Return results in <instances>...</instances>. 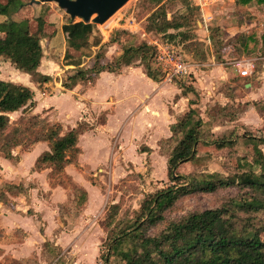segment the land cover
Masks as SVG:
<instances>
[{"label":"crops","instance_id":"crops-1","mask_svg":"<svg viewBox=\"0 0 264 264\" xmlns=\"http://www.w3.org/2000/svg\"><path fill=\"white\" fill-rule=\"evenodd\" d=\"M1 1L6 2V0ZM230 2L235 3L239 8L242 7L235 0ZM24 3L11 16L12 19H29L32 32L37 30L35 18L44 16L45 19V36L41 40L44 55L35 75L37 78L35 80L32 74L17 69L7 58V62L14 67V70H9L13 78L3 73L0 79L30 87L35 93L32 105H28L31 106L30 113L49 115L50 120L59 122L67 119L70 125L64 124L65 131L77 127L82 121L94 126L92 121L95 116L100 115V112L105 113L106 120L81 134L78 143L81 148L77 163L79 168L76 162L66 165L62 171L68 176L63 178L65 182H52L54 181L51 174L52 166L44 169L35 168L37 158L41 153L49 150L48 143L45 141H38L28 149L18 146L13 150V158H6L0 154V194L5 197L4 200L0 198V264H51L56 261L59 264H96L97 260L94 258L84 261L79 255L83 250L88 252L95 247L91 237L92 231L97 234L101 231L98 227L100 225L97 226L98 220L91 216L93 207L100 205L101 202L99 183L87 179L82 171L105 164L107 166L109 159L113 161L114 155H116V161L117 158L120 160L122 167L126 160L133 163L149 157L147 150L137 155L128 152L130 145H134L138 139L140 141L143 136H172L170 126L191 108L196 110V116L210 125L212 133H216L214 128L219 124L214 120L209 121L210 111L208 113L206 111L213 107L241 103L242 109L237 118L241 119L243 113L254 110L253 112L256 111L254 115L264 119V56L261 61V70L256 71L254 75L252 74L253 76L242 77L235 67L226 66V58L216 61L215 56H212V58L197 61L185 46H179L191 61L197 63L192 69V82L188 81L185 85L181 80L164 82L161 76L158 80H153L147 75L144 65L133 63L123 65L115 72L102 71L94 81H81L72 89H68L63 83V77L78 68H92L95 59L87 65L84 60L86 55H82L79 50L70 45L63 25L72 20L56 2H54L56 5L51 4L53 1L35 3L32 0H24ZM214 6L204 8L198 22L199 28L208 33L216 10ZM243 17L238 16L240 20ZM5 19V16L0 15V22ZM217 19L222 23L228 20L224 16H218ZM108 23L106 27L109 26ZM229 23V32L237 29L236 33L229 36L234 38L235 43L237 41L235 38L240 36L247 38L245 49L249 46L251 36L242 32L240 21L235 27L231 26L234 24L232 21ZM116 24H119V21ZM128 26L129 22L121 25L124 30ZM157 34L160 42L167 41L164 34ZM210 35L209 33V40ZM2 37H5V33L0 32V38ZM93 47L98 46L93 45ZM249 47L252 45L250 44ZM122 52L123 45L118 47L117 53L110 58L103 56L101 63L107 64ZM4 72L7 71L4 70ZM41 76H49L50 79L40 81ZM42 83L45 87L50 86L54 90H57L55 84L61 83L64 92L61 90L60 94L49 96L40 88L38 89L39 84ZM85 83L89 86H84ZM224 85H226V91L223 89ZM61 98L71 102V107L60 109L58 104ZM57 108L65 118L54 119L53 111ZM201 109L205 114L201 112ZM21 110L23 113V109ZM244 125L247 126V124ZM114 136L115 140L111 141ZM147 147L149 150L154 149L152 146ZM134 166L135 171L140 173L138 165ZM99 169L104 172V169ZM70 181L78 187L76 189L80 192L78 196L72 190ZM7 184L22 185L26 188V192L10 193L6 188ZM80 196L85 199V202L77 207V204L82 201ZM74 207L79 208L80 211L72 214ZM55 254L57 255L54 256ZM73 254L75 256L72 257ZM55 257L56 260L51 262V258Z\"/></svg>","mask_w":264,"mask_h":264},{"label":"trees","instance_id":"trees-1","mask_svg":"<svg viewBox=\"0 0 264 264\" xmlns=\"http://www.w3.org/2000/svg\"><path fill=\"white\" fill-rule=\"evenodd\" d=\"M149 1L153 11L148 28L164 34L166 40L177 47L185 46L195 60H206L205 44L196 38L190 28L200 10L199 6L184 0L186 12L178 18H170L163 0ZM235 1L238 5L253 1L264 5V0ZM24 4V0H0V15L6 17L0 22V32L5 33V37L0 38V57L10 59L17 69L34 76L44 55L41 40L45 36V19L44 16L35 18V32L30 29L29 19H12L11 16ZM63 30L70 45L82 55H87L86 52L95 45L91 42L97 30L95 23L69 21L63 25ZM122 32L129 33L124 29ZM215 35L212 33L210 38L215 40ZM235 39L236 43L234 38L227 41L243 52L247 38L240 36ZM156 53V47L146 41L138 44L129 41L123 45L122 54L107 64L101 63L103 52L97 53L93 67L75 69L65 79V87L72 89L81 81L95 80L102 71L115 72L123 65L133 63L144 65L147 75L158 80L162 72L156 66ZM49 79V76H41L40 81ZM34 96L30 87L0 79V154L13 158V150L18 146L45 141L49 150L37 158L35 168L52 166L53 171L62 172L66 165L77 162L81 153L79 138L88 127L80 124L65 131L60 123L49 124L46 117L24 112L18 123L10 128V114L21 109L25 111L29 104L32 105ZM232 105L218 106L215 112L209 113V121L224 115H229L232 120L237 119L238 112L231 109ZM196 115V110L191 108L170 126L172 136L168 139L176 144L168 155V175L179 186L148 193L140 210L133 211V216L126 214L119 218V203L109 207L104 219L107 253L102 256L106 264H264V218L254 224L252 216L238 215L240 211L264 212V151L261 148L264 136L248 132L238 135L235 128L221 136H213L210 125ZM239 136L251 150L246 149L243 155L235 152V164L227 167V174L205 170H196L187 175L178 172L182 163L200 166L198 164L203 161L197 152L200 143L235 151ZM232 186L239 189L238 196L231 198L233 206L229 204L193 211L177 219L166 217V211L186 195L211 193ZM6 188L10 193L26 192L22 185L7 184ZM0 198L4 200L5 197L0 194ZM162 222L165 223L164 227L151 231Z\"/></svg>","mask_w":264,"mask_h":264},{"label":"rangeland","instance_id":"rangeland-1","mask_svg":"<svg viewBox=\"0 0 264 264\" xmlns=\"http://www.w3.org/2000/svg\"><path fill=\"white\" fill-rule=\"evenodd\" d=\"M188 1L191 2V4L193 2L194 5H197L196 1L194 0H188ZM163 3L168 10V14L170 18L173 16L178 18L180 17L181 14L186 12L184 0H163ZM51 4L56 5V3L54 2ZM213 5H215L214 7L216 8V10L213 13L214 19L211 20L212 25L210 27L211 30H209V33L216 34L215 40L213 38L209 40L208 38L209 33L203 31L198 26V22L201 18V13H202L200 7H199L200 9L199 12L196 13V15L194 16V20L190 24L191 25L190 28L193 34H195L196 38H199L201 42H204L205 46L203 48L205 50V54L207 55V58L208 57L212 58V56H215L216 61L226 58V63H227L226 66L230 68L231 66H233V63L236 60H240L244 58H255L257 60H256V67L253 72L254 75L256 71L261 70L262 68L261 61H262V57L264 56V5L257 3L256 1H253L252 3L241 5L243 7V8L240 7L241 11L239 6L235 5V3L230 2V0H219L216 3L210 5V7ZM152 6L153 5L150 4L149 0H129L111 18H109L107 22H105L104 24H96L97 30L96 33L92 35L91 42H93V44H95V46L98 47H93L86 52L87 55L84 58L85 63H87V65L91 64V60H93L96 54L100 52H103L104 56H108L110 58L111 56L117 53L118 47H121V45H125L129 41L135 44L141 42L142 40L140 36L127 32H122L123 29L121 25H123V23L125 22H130L129 18L133 17L132 19L135 20L134 22L138 25V27L148 30L149 29L148 27L150 26L149 23L150 14L153 11ZM218 16H224L225 19H228L227 20L228 23L219 22V20L217 19ZM238 16H244V17L240 20ZM121 17H123V19H120ZM79 20L80 19L77 18L75 21H79ZM118 21L119 24H116V22ZM230 21L234 23L233 25H231L232 27L238 25L240 21L239 25L242 24L241 25L242 32H246L251 36V39H249L250 41L249 46L251 44L252 47L247 46L243 50V52H239L231 44L228 43L229 41L227 40H230L229 36L236 33L237 31V29H234L232 32H229ZM107 23L109 25L108 28L106 27ZM133 28H137V27L135 26ZM112 38H115L116 40H113ZM108 43L110 44L109 46L106 45ZM0 58H1L0 77H2L4 73L8 77L13 78V74H11L9 70H14V67L7 62L6 57H0ZM138 62L140 61L138 60ZM4 70L7 72H4ZM67 76L63 77V83L65 82ZM5 77L6 76H4V78ZM191 77L192 75L186 81V83H188V81L189 83L192 82ZM36 78L37 76L34 75L33 79L36 80ZM84 86H89V84L85 83ZM55 87H57V90H54L50 86L45 87V85L42 83L39 84L38 89L40 88L42 92H46L47 95L49 96H53L56 93L60 94L62 91L64 92V88L62 87L61 83H59L58 85L55 84ZM223 89L224 91H226V85L223 86ZM69 94L71 95V93ZM70 95L68 96V98L70 97ZM61 99H59V104H58V107H60V109H68L69 107H71V102H69L66 99L63 100ZM241 105H242L241 103L239 105L233 104L231 106V109H233L234 112L239 113V111H241L242 109ZM30 107L31 106H28V108L25 111H23V113H21L22 110H19L16 113L10 114V118H11L10 128H12L18 123L19 118L24 114V112L30 113L31 111ZM216 108L217 107H213V109L211 110L207 109L206 113H208V111L213 113L215 112ZM51 109H55V107H51ZM58 111H59L58 108L57 110L53 111V114H55L54 119L59 120L65 118L63 117V114H60ZM253 111L254 110H250L247 111L246 113H243L241 119L239 117L235 119L234 122H231L232 119L229 115L216 117L214 121H216L217 124L219 125L214 128V130H216V133H214L213 136L215 135L221 136L223 134L229 133L232 131L231 128H235L236 134L238 135L248 132L259 136H263L264 119L258 117L259 115L258 116L254 115L256 111L255 112ZM201 112L205 114L203 109H201ZM38 115L42 117H46L49 124L60 123L64 130H65L64 124H66L67 126L70 125V122H68L67 119H64L62 123L59 121L50 120L49 115H42L41 113H39ZM105 120H106L105 113L100 112V115L95 116L94 121H92V124H94V126L91 124H87L84 121H82V123L79 122L78 125L85 124L88 127L87 129L90 130L95 128L97 124L100 125L99 123ZM243 123L247 124V126H245ZM30 136H32L31 138H33V135ZM169 137L170 136H153V137L143 136V138L140 139V141L138 139V141L134 145L132 146L130 145L128 152L130 151L134 155L140 154L142 151L145 150L149 151L150 156L144 157L142 158V160L139 159L140 160L139 162L132 163L131 161L126 160L123 162L124 167H122L120 165V160L117 158L116 161V155H114L115 159L113 158L112 161L113 163L111 162V159H109V164L107 166L105 164L99 167H95L94 169L85 170V172L82 171V173L85 175L87 179L89 178L92 179L91 181H96L99 183V187H100L99 199H101L100 205H96L95 207H93V211L91 213V216H93V218L95 217V219L98 220L97 226L100 225L98 227L101 228V231L100 234L99 233L97 234L95 231H92L91 237H93L92 239L95 242L94 244L95 247L92 248V250H89L88 252L83 250V252L79 254L82 260L84 259L85 261L87 259L94 258L95 260H97L96 264H106L102 257L103 254L107 253V246L104 243L107 238V228L104 226V219L109 210V207L112 204L119 203L120 205V211L118 215L119 218L125 216L126 214L133 216V211L140 210L141 204L148 193L155 192L159 189L168 188L173 185L179 186L178 183L173 181L168 175V165H167L168 155L171 149H173V147L176 144L175 141H171L170 139H168ZM113 139L115 140V136L112 138L111 141H113ZM145 141L148 143L146 144ZM33 144L26 143L24 145H21L20 147H22L23 149H28ZM147 146L149 147L152 146L154 149L149 150ZM261 148H263L264 151V144L261 145ZM246 149H248L249 151L251 150L250 147L245 146V143L240 136L238 137L237 150L235 151L229 150L227 148H217L214 145L200 143V145L197 146V152L200 158L203 160L201 161L200 164H198L200 166L193 165L190 162L182 163L178 168V172L180 174L187 175L189 173H193L196 170H205L208 172L218 171L227 174L228 173L227 167H230L231 164H235V157L233 156L236 155L237 153L238 155L245 154V152H247ZM123 150L124 149H122L121 151ZM119 156L121 155L119 154ZM78 162L79 161L77 160L75 164H77ZM136 164L138 165V168H140L141 170L140 173H138L134 169L135 167L134 165ZM77 167L79 168L78 164ZM99 168L104 169V172L100 171ZM115 169H117V171ZM51 174L52 177L54 178V181H52L53 183L63 182L64 181L63 178H68V176H66L64 172H56L52 170ZM70 184L72 186V190L76 193V196H78L80 193L77 192L76 190L78 189V187L74 185L71 181ZM238 194H239L238 187L232 186L226 189L224 188L219 189L218 191L211 193H194V194L186 195L180 198L174 204L172 209L166 211V217L167 219H177L193 211L203 210L207 208H217L221 205L230 204L231 206H233L231 198L237 197ZM84 200L85 199L82 197V201H80L77 204V207L82 206L83 203L85 202ZM79 211H80L79 208L74 207V211L72 214L78 213ZM238 215L242 217L252 216L251 221L254 224H258V220L264 218V212L246 213L245 211H240L238 212ZM164 224H165L164 222L158 224L156 227L151 228V231L155 232L157 230H160L162 227H164ZM98 250L99 253H97ZM56 255L57 254H55L54 256ZM73 256H75V254H73L72 257ZM52 259L53 258H51L50 260L51 262L56 260V257L53 260ZM67 261L69 262L68 259ZM54 264H59V262L56 261V263Z\"/></svg>","mask_w":264,"mask_h":264},{"label":"built area","instance_id":"built-area-1","mask_svg":"<svg viewBox=\"0 0 264 264\" xmlns=\"http://www.w3.org/2000/svg\"><path fill=\"white\" fill-rule=\"evenodd\" d=\"M196 4L203 10L206 7L216 3L219 0H194ZM129 18V26L125 29L131 34H135L141 37L142 41H146L147 44L155 46L157 49L156 53V66L162 72V80L164 82H175L181 80L186 82L192 73V69L197 63L189 60L184 51L167 41L160 42L158 40V35L153 30H146L144 28L138 27L134 22L135 20ZM123 19V17L121 18ZM137 28H133V27ZM264 58V57H263ZM255 58H244L236 60L233 63V67L238 70V73L242 77H247L253 74L256 67ZM54 264V263H51Z\"/></svg>","mask_w":264,"mask_h":264},{"label":"water","instance_id":"water-1","mask_svg":"<svg viewBox=\"0 0 264 264\" xmlns=\"http://www.w3.org/2000/svg\"><path fill=\"white\" fill-rule=\"evenodd\" d=\"M35 3L56 2L72 21L104 24L129 0H32Z\"/></svg>","mask_w":264,"mask_h":264},{"label":"bare ground","instance_id":"bare-ground-1","mask_svg":"<svg viewBox=\"0 0 264 264\" xmlns=\"http://www.w3.org/2000/svg\"><path fill=\"white\" fill-rule=\"evenodd\" d=\"M108 27H109V26H108ZM108 27H107V28H108Z\"/></svg>","mask_w":264,"mask_h":264}]
</instances>
